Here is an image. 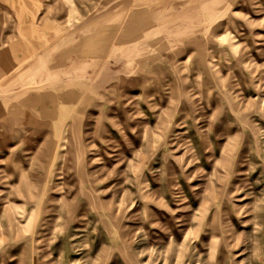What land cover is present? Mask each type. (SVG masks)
Here are the masks:
<instances>
[{"label":"rangeland","instance_id":"374dc122","mask_svg":"<svg viewBox=\"0 0 264 264\" xmlns=\"http://www.w3.org/2000/svg\"><path fill=\"white\" fill-rule=\"evenodd\" d=\"M263 231L264 0H0V264H264Z\"/></svg>","mask_w":264,"mask_h":264},{"label":"bare ground","instance_id":"6f19581e","mask_svg":"<svg viewBox=\"0 0 264 264\" xmlns=\"http://www.w3.org/2000/svg\"><path fill=\"white\" fill-rule=\"evenodd\" d=\"M206 4H207V2H206ZM118 5V4H117ZM113 8H114V6H112ZM109 11V10H108ZM141 11V10H140ZM137 15V14H136ZM131 25H133V26H140V24H137V23H135V22H133V24H131ZM143 25V24H142ZM187 31V30H186ZM234 187V186H233ZM238 187V186H237ZM217 189V188H216ZM238 189V188H237ZM218 190V189H217ZM231 190V189H230ZM235 190V189H234ZM219 191V190H218ZM218 191H216V192H218ZM219 196V195H218ZM232 198V197H231ZM242 199V198H241ZM250 204V203H249ZM249 206V205H248ZM244 207V206H243ZM246 207V206H245ZM246 208H248V207H246ZM245 208V209H246ZM237 209H238V207H237ZM240 209V208H239ZM239 209L237 210V211H239ZM234 210V209H233ZM248 210V209H247ZM231 211V210H230ZM235 211V210H234ZM243 211V210H242ZM245 211V210H244ZM237 212H235V214H236ZM249 213V212H248ZM263 216V215H262ZM232 222V221H231ZM218 225V224H217ZM264 232V231H263ZM221 233V232H220ZM237 233H238V231H237ZM241 233V232H240ZM264 234V233H263ZM241 235V234H240ZM242 235H244V234H242ZM241 235V236H242ZM240 236V237H241ZM263 236V235H262ZM263 238V237H262ZM238 239H240V238H238ZM237 241H239V240H237ZM262 241V240H261ZM260 241V242H261ZM224 242V241H223ZM243 242H244V240H243ZM242 243V242H241ZM233 244V243H232ZM232 248H233V246H231ZM244 247V246H243ZM229 249V248H228ZM245 251V250H244ZM52 253V252H51ZM231 254V253H230ZM233 254H234V252H233ZM259 254V253H258ZM264 254V253H263ZM258 256V255H257ZM217 258H218V256H216ZM229 257V256H228ZM243 260V259H242ZM219 261V260H218ZM218 261H215V262H218ZM236 264H239L238 262H236Z\"/></svg>","mask_w":264,"mask_h":264},{"label":"crops","instance_id":"0c3cea01","mask_svg":"<svg viewBox=\"0 0 264 264\" xmlns=\"http://www.w3.org/2000/svg\"><path fill=\"white\" fill-rule=\"evenodd\" d=\"M130 26H131V28H132V27H136V28H137V27H140V26H133V25H130ZM127 27H129V26H127ZM126 31H128V29H125V32H126Z\"/></svg>","mask_w":264,"mask_h":264}]
</instances>
